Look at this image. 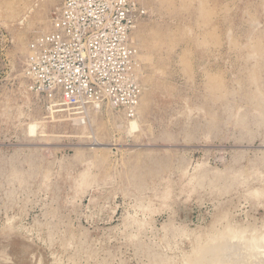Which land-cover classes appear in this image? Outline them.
<instances>
[{
  "label": "rangeland",
  "instance_id": "1",
  "mask_svg": "<svg viewBox=\"0 0 264 264\" xmlns=\"http://www.w3.org/2000/svg\"><path fill=\"white\" fill-rule=\"evenodd\" d=\"M138 1L130 131L31 89L63 0H0V264H264V0Z\"/></svg>",
  "mask_w": 264,
  "mask_h": 264
},
{
  "label": "built area",
  "instance_id": "2",
  "mask_svg": "<svg viewBox=\"0 0 264 264\" xmlns=\"http://www.w3.org/2000/svg\"><path fill=\"white\" fill-rule=\"evenodd\" d=\"M144 14L138 0H63L51 30L32 44L31 89L76 114L107 104L135 117L142 86L131 34Z\"/></svg>",
  "mask_w": 264,
  "mask_h": 264
},
{
  "label": "bare ground",
  "instance_id": "3",
  "mask_svg": "<svg viewBox=\"0 0 264 264\" xmlns=\"http://www.w3.org/2000/svg\"><path fill=\"white\" fill-rule=\"evenodd\" d=\"M12 6V4L9 2V4H8V6ZM14 5V4H13ZM7 7V6H6ZM5 8V7H4ZM12 8V7H11ZM9 10V8L7 9V11ZM13 12H14V10H13ZM6 13V12H5ZM9 13V12H8ZM26 17V16H25ZM55 105V104H54ZM50 106V105H49ZM98 106V105H97ZM97 106H95L94 107V111H99L100 109H99V107H97ZM141 109V108H140ZM68 110H69V108H68ZM58 111H63V109H59V110H52L51 109V113H52V116L53 117H55V113L56 112H58ZM71 113V112H70ZM76 113V112H75ZM74 113V114H75ZM51 115V114H50ZM71 115H72V113H71ZM61 116H63V115H61ZM50 117V116H49ZM85 117L86 116H80V115H77L76 117H73V118H71L74 122H75V124H88L87 125V127H90L91 125H92V120L91 119H88L87 120V118L85 119ZM88 117V116H87ZM54 120V119H53ZM61 120V119H60ZM60 120H58V121H60ZM63 120V119H62ZM118 125V124H117ZM85 126V125H84ZM128 126H129V130L130 131H137V129L139 128V121H138V118H137V116H135L134 118H128ZM122 127V126H121ZM90 128H92V126L90 127ZM127 130H128V128H127ZM128 132V131H127ZM85 134V133H84ZM99 139V138H98ZM99 144H102V143H99ZM97 145H98V141H97ZM199 176V175H198ZM198 176H196V178L198 177ZM194 177V176H193ZM205 178V177H204ZM204 178H201V179H203L204 180ZM193 179V178H192ZM200 180V179H199ZM251 180V179H250ZM190 181V180H189ZM192 181V180H191ZM194 181H196V180H194ZM190 183H193V182H190ZM170 185V184H169ZM174 185V184H173ZM199 185V183L197 184V186ZM203 186V185H202ZM169 187V186H168ZM199 187V186H198ZM168 189V188H167ZM254 191H255V189H254ZM166 192H167V190H166ZM165 192V194H167ZM254 194H255V192H253ZM258 193V192H257ZM264 196V195H263ZM164 197V196H163ZM258 198V197H257ZM16 228V227H15ZM234 231V230H233ZM236 231V230H235ZM224 232V231H223ZM262 232V231H261ZM219 233H221V232H219ZM238 233V232H237ZM236 233V234H237ZM252 233V232H251ZM254 233H256V235H251V237H249V238H245L246 240V243H245V245L243 244V249H244V247L247 249V251H249V253L251 252V250H255V248H257V247H259V246H261L262 245V242L261 241H264V234H261V236L259 237L258 236V238L256 237L257 236V231L256 232H254ZM231 234H233V233H231ZM230 234V235H231ZM235 234V235H236ZM219 235V234H218ZM217 235V236H218ZM211 236H212V234H211ZM241 235H239V237H240ZM215 238H216V235L214 236ZM228 237V236H227ZM238 236L236 237H233V238H237L238 240H241L242 238L240 237L239 238ZM246 237H247V235H246ZM213 238V237H212ZM211 237H210V239L212 240V242H215V241H213V239H212ZM223 238H224V236H223ZM225 239H226V237H225ZM214 240H216V239H214ZM237 240V241H238ZM259 240H261V241H259ZM218 241H220V240H218ZM225 241H227V239L225 240ZM231 241V240H230ZM244 241V240H243ZM244 241V242H245ZM221 242V241H220ZM219 242V243H220ZM222 242H224L223 240H222ZM235 242H236V240H235ZM218 243V244H219ZM225 243V242H224ZM227 243H228V241H227ZM239 243V242H238ZM223 244V243H222ZM222 244H220V245H222ZM236 244H237V242H236ZM240 244H241V242H240ZM209 245V244H208ZM212 245V244H211ZM215 245H217V244H215ZM226 245V247L224 246V245H222L223 247V249H219L220 251H222V250H226L227 248H229V249H231L232 250V247H231V245H233V243L232 242H230L229 243V245L230 246H228V244H225ZM239 245V244H238ZM238 245L236 246H234V248H236L235 250H237V248H238ZM210 246V245H209ZM218 246V245H217ZM240 246V245H239ZM241 246H242V244H241ZM231 247V248H230ZM216 246H214V245H212V246H210L209 247V250L208 249H206V253H209V252H211V253H214V252H216V251H218L219 252V250H216V249H218L219 247H217L216 249ZM239 248H241V247H239ZM238 248V249H239ZM264 248V247H263ZM263 248H261L262 250H263ZM202 249V248H201ZM203 249H205L204 247H203ZM228 249V250H229ZM209 252H208V251ZM216 250V251H215ZM227 250V251H228ZM259 251H260V249H258ZM197 251V250H196ZM227 251H225V252H227ZM233 251V250H232ZM243 251V250H242ZM203 252V251H202ZM218 252H216V253H214V254H216V255H218L219 253ZM235 252V251H234ZM193 253V252H192ZM191 253V254H192ZM204 253V252H203ZM206 253H204V254H206ZM211 253H209L208 255L210 256V254ZM221 253V252H220ZM223 253V252H222ZM233 253V252H232ZM241 253V252H240ZM255 253H257V252H255ZM260 253V252H259ZM262 253H264V252H262ZM199 254V253H198ZM225 253H223L222 255H221V257H219L220 256V254H219V258H224V255ZM227 254V253H226ZM242 254V253H241ZM253 254V253H252ZM202 255V254H201ZM207 255V256H208ZM211 255H213V254H211ZM224 255V256H223ZM228 255H230V254H228ZM248 255V254H247ZM256 255V254H255ZM264 255V254H263ZM191 256V255H190ZM231 256H232V254H231ZM234 256V255H233ZM240 256V255H239ZM238 256V257H239ZM243 256V255H242ZM197 257V256H196ZM213 257L214 258H212V259H209V260H212L211 261V264H212V262H214V259H217L214 255H213ZM255 257V256H254ZM263 257V256H262ZM231 259H232V257H230ZM240 258H242L241 256H240ZM252 258V257H251ZM189 259V258H188ZM191 259V258H190ZM189 259V260H190ZM198 259V258H197ZM197 259H196V261H197ZM200 259H202V258H200ZM221 259L219 260V262L221 261ZM224 259H226V258H224ZM199 260V259H198ZM228 260H230V259H228ZM258 260H259V258H258ZM203 261V260H202ZM202 261H201V263H202ZM208 261V260H207ZM233 261H236V259L235 260H233ZM261 261H262V259H261ZM189 262V261H188ZM188 262H186L187 264H190V263H188ZM200 262V261H199ZM209 262V261H208ZM207 262V263H208ZM239 262V261H238ZM244 262V261H243ZM259 262V261H258ZM192 263H193V260H192ZM195 264H196V262H194ZM193 263V264H194ZM223 263H224V261H223ZM208 264H210V262L208 263ZM216 264H218V263H216Z\"/></svg>",
  "mask_w": 264,
  "mask_h": 264
}]
</instances>
